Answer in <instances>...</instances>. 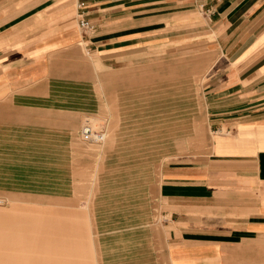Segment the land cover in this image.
Segmentation results:
<instances>
[{
    "label": "crops",
    "instance_id": "1",
    "mask_svg": "<svg viewBox=\"0 0 264 264\" xmlns=\"http://www.w3.org/2000/svg\"><path fill=\"white\" fill-rule=\"evenodd\" d=\"M78 12L90 29L79 27ZM83 47L95 68L109 71L106 92L115 103L100 154L113 157L108 168L115 172L103 167L93 192L102 198L99 232L87 245L79 215L62 205L69 194L48 195L51 206L25 207L29 214L13 213L0 224V264H264V0H0V123L20 124L1 139L2 149L5 159L13 152L20 157L22 176L9 178L7 167L0 172L31 181L24 186L33 190L22 192L30 197L39 180L34 139L46 138L34 137V119L63 127L43 130L48 140L58 133L75 145L81 108L98 114L97 102L81 103L87 91L98 93L88 81L35 95L34 86L50 84ZM158 53L194 57L143 62ZM193 89L205 142L159 168L125 161L127 154L172 143L189 148L188 140L199 136ZM70 96L79 103L69 107L80 110L63 119L53 110L66 105L55 102ZM75 172L83 176L80 168ZM70 174L47 179L78 194L84 178ZM123 190L131 204L125 219V206H113ZM155 193L157 225L144 214Z\"/></svg>",
    "mask_w": 264,
    "mask_h": 264
},
{
    "label": "rangeland",
    "instance_id": "2",
    "mask_svg": "<svg viewBox=\"0 0 264 264\" xmlns=\"http://www.w3.org/2000/svg\"><path fill=\"white\" fill-rule=\"evenodd\" d=\"M88 30V29H86ZM84 50L83 54L79 56L78 60H71V62L65 66H61L60 70H57L58 72H61L60 74L53 76L50 81V84H47V81H44L42 83H39L38 85H35L34 88H37L38 92L35 93V95H47L52 93V90H55L57 92H61V88H70L72 86L75 87V84L77 83H82L85 81H88L87 83L90 85V87H94L95 85L97 86V94L92 91L88 94V91L84 94V98L88 97L87 101L83 98V101L81 103H87V104H95L96 102L100 105L97 107V113L95 114L92 110L93 114L88 113L89 109H94V108H81L85 112H80V117L78 119V124H77V132L78 136L76 140H73L75 145H69L66 143L64 136H61L62 134H58L62 132L63 127L56 125L55 127H50L46 123L42 122H37L34 119V137L36 136H45V139H34V144H38L40 146H34V177L38 178L39 180H34V198L26 195L25 193L22 192H29L33 190V188H29L24 185H31V181H22L18 179H8L2 177L3 175L0 172V200H2V203L0 204V213L2 214L0 216V224H3L8 219H11V217H16L15 214L13 213H21L22 215L29 214L28 212H22L21 210L24 209L25 207H29V210L32 208L36 207H44V206H51L47 202L48 200V195L49 196H59L62 198L67 199L65 204H62L64 207H70V210L73 211L75 214L79 215L78 218V226H80V233H81V239H85L87 245L92 244V234L93 233H98L97 228V223H98V218H99V205L102 201V198H100L96 193L93 194L94 190L98 187V183L100 181V176L101 174V169L103 167L108 168L112 162L113 157L111 156L109 159L106 158L105 156H100L103 152V144L104 143H92V142H87L84 141L81 137V130L82 126L86 123H89L88 121H85V114L87 113L86 116H92L96 119H98L97 122L94 121V127L96 129H101L105 133L108 128V124L110 122V117L108 116L109 113L111 112L113 114V106H115V103L113 102L114 98L112 100H109L107 97V92H106V86L109 82V79L106 82V75H108L107 70L104 69V67H96L94 66V62H92L89 57L93 56L92 53L87 52V49L84 47L82 48ZM154 58L144 60L143 62H151V63H156L158 61H167L171 60L170 58L172 56H177L176 59L180 58H189V57H194L191 56L189 53H181L178 55H166L163 53H158ZM162 55V56H160ZM175 59V58H174ZM64 64V62L62 63ZM126 66V65H124ZM120 66V71L124 70L123 67ZM119 68V67H118ZM122 69V70H121ZM65 73V74H63ZM102 74V76L100 75ZM123 80V79H122ZM124 81V80H123ZM103 84V85H102ZM104 86V87H103ZM109 92V91H108ZM97 95V97H95ZM191 95V101L190 104L194 108L195 112L196 110L198 111L197 115L198 120H197V125H199V136H192L190 141L188 140L187 144H189V148L180 151V149L176 148L178 147V143H172L166 148L163 146L160 149L157 147L151 148V149H146L144 151H136L134 155L127 154L124 156L125 161L130 160L131 164L132 162L135 161H140V162H146L148 165L150 164H158V168L162 161L169 159V158H175V157H180L185 154H192L191 150H194L195 147L200 143H204V127H203V116L201 115V104L199 100V95L197 92V89H193L190 91ZM109 96V95H108ZM56 104H63L66 106H60V107H55L56 109L53 110L55 114L60 115L63 117V119L72 116L71 113L75 114L80 108H75V107H69V105L73 104H78L79 101H75L74 96H70V98L66 97V101L64 102H59L56 101ZM113 105V106H111ZM68 106V107H67ZM54 108V107H52ZM51 109V108H50ZM34 110H36L34 108ZM12 112V111H11ZM35 112V111H34ZM39 112H42V110H39ZM13 113V112H12ZM111 114V115H112ZM40 114H38V120H41L42 118L39 117ZM46 115V114H45ZM19 123H16L14 121H8L6 123H0V142H1V147H0V169L3 171L5 167L7 169H12L13 172H8L9 178L13 177L15 178L16 176H22V174L19 173L21 165L17 163L20 159V157L13 152V154H8L9 156H13V158L5 159V155H3V150L2 149V138H5L6 135H9V132L12 133L11 130L15 129V127L20 126ZM48 128L54 129L56 132V137L52 140L49 139V135L51 134L42 132L43 130H47ZM11 128V130L9 129ZM39 131H36V130ZM8 133V134H7ZM13 137V136H10ZM11 139V138H9ZM46 143H55V147L47 148ZM45 147L44 149L39 148L35 149L38 147ZM14 148H12L10 151H12ZM195 151V150H194ZM132 152V150L130 151ZM5 157V158H4ZM115 161V160H114ZM124 162V161H123ZM27 162H25L26 164ZM27 167H31L30 164ZM113 168V166H110ZM77 168H80L81 171L83 172L80 174L79 172H75ZM26 169V168H25ZM110 171L109 172H115L114 169L108 168ZM72 173V174H70ZM95 173V175H94ZM52 174L61 177H65L66 175L68 176L69 174L72 176V179H79V178H84L82 187L78 191V194H76L77 190L74 188H68L64 185L63 182H51L49 180H52ZM94 175V177H93ZM50 179L48 180L47 178ZM5 179V180H4ZM129 180V179H128ZM147 181V180H146ZM157 183V180H155ZM73 184V183H72ZM147 184L152 185V188L154 189L153 182L147 181ZM72 189V190H71ZM149 190V189H148ZM21 192L22 196L18 192ZM67 194H66V193ZM99 193V192H98ZM65 194V195H64ZM128 192H123L121 193L122 198L119 200H116L113 202V206L119 205L120 206H125L123 207V215H121L122 218H126V216L130 215V210L131 207L128 201L129 198ZM40 195V196H39ZM96 195V197H94ZM126 197H124V196ZM65 196V197H64ZM13 197H17L19 199H13ZM70 197V198H68ZM92 198V200H90ZM70 203V204H66ZM118 203V204H116ZM149 205V206H147ZM145 206V213L148 215V220H150V223L153 222L154 225H157L159 222V211H158V194L155 193L154 196H152L151 202H149ZM16 206V207H15ZM101 208V206H100ZM6 215V216H5ZM10 215V216H8ZM93 215H96L95 219L93 218ZM21 216V215H19ZM114 222L117 221V217L113 218ZM96 230V231H95Z\"/></svg>",
    "mask_w": 264,
    "mask_h": 264
},
{
    "label": "built area",
    "instance_id": "3",
    "mask_svg": "<svg viewBox=\"0 0 264 264\" xmlns=\"http://www.w3.org/2000/svg\"><path fill=\"white\" fill-rule=\"evenodd\" d=\"M78 24L79 27L82 29H90L91 24L87 19L83 17L82 12H78ZM82 139L87 142H92V143H100L98 141L101 140V133H103V130L101 129H96V132L92 133L89 127H83L82 128Z\"/></svg>",
    "mask_w": 264,
    "mask_h": 264
},
{
    "label": "bare ground",
    "instance_id": "4",
    "mask_svg": "<svg viewBox=\"0 0 264 264\" xmlns=\"http://www.w3.org/2000/svg\"><path fill=\"white\" fill-rule=\"evenodd\" d=\"M85 121H88L89 123H85L83 126H82V128L83 127H89L90 128V130H91V132L92 133H94V132H96V128L94 127V121L92 120V119H90V118H87V117H85ZM82 131V130H81ZM102 135H101V140L100 141H98V142H100V143H102L103 141H104V138H105V134H106V132L104 133H101ZM81 135H82V132H81ZM82 137V136H81ZM99 144V143H98Z\"/></svg>",
    "mask_w": 264,
    "mask_h": 264
}]
</instances>
